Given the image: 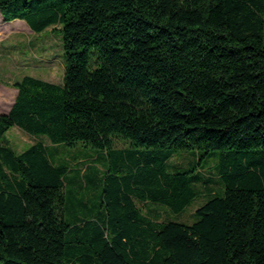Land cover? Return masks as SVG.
<instances>
[{
	"label": "trees",
	"instance_id": "1",
	"mask_svg": "<svg viewBox=\"0 0 264 264\" xmlns=\"http://www.w3.org/2000/svg\"><path fill=\"white\" fill-rule=\"evenodd\" d=\"M0 13L58 29L65 57L61 83L25 75L0 115V264H264V0H0ZM13 126L35 142L15 149ZM79 144L104 185L83 216L67 186L92 181L91 164L67 181L58 158ZM183 150L216 157L218 191L196 168L168 171ZM199 180L197 219L162 218L208 193Z\"/></svg>",
	"mask_w": 264,
	"mask_h": 264
},
{
	"label": "rangeland",
	"instance_id": "2",
	"mask_svg": "<svg viewBox=\"0 0 264 264\" xmlns=\"http://www.w3.org/2000/svg\"><path fill=\"white\" fill-rule=\"evenodd\" d=\"M64 71V48L61 32L58 29L50 28L47 31L35 33L25 21L20 19L5 21L0 13V111L8 108L18 90L14 83L21 80L25 75L61 83ZM6 137L9 144L18 151L25 150L35 142L33 136L18 126H13L6 133ZM117 144L126 145L130 148V144H126L125 141H117ZM97 155L98 153L94 149L82 144L66 147L59 154L58 158L69 167L66 175L67 181L74 177L76 167L82 166L84 163L91 164L88 175L93 179L92 181L89 178L86 179L87 177L84 180L83 178H75V181L67 186L68 200L70 203L72 202L69 212L71 215L72 213L80 216L86 215V206L79 205L80 199H90L89 205H92V201L98 202L100 200V193L104 185L101 181V174L97 172L96 166H93V159L91 158L92 156L97 157ZM77 162L79 165L76 164ZM216 162L214 155L207 159L202 158L200 161L199 156L193 150H183L171 158L167 169L172 173H180L189 168H196L195 172L201 176L214 179L208 186L212 187L213 191H218L220 184L217 182ZM95 163H98V167L103 168L102 161L96 159ZM84 167L82 166V168ZM189 176L184 174L179 175V178L189 179ZM192 183L198 193L207 191L202 180ZM207 192L205 195H198L184 211L175 212L165 207L159 209V214L168 220L192 223L197 219L196 209L210 198V192ZM140 205L146 210L145 205L142 203Z\"/></svg>",
	"mask_w": 264,
	"mask_h": 264
},
{
	"label": "crops",
	"instance_id": "3",
	"mask_svg": "<svg viewBox=\"0 0 264 264\" xmlns=\"http://www.w3.org/2000/svg\"><path fill=\"white\" fill-rule=\"evenodd\" d=\"M17 94H18V90H17V93L15 94V96L13 97L12 102L10 103V105L8 106V108L5 109V110L0 111V115L3 114V113H7L10 110L11 106L13 105V103H14V101L16 99ZM34 139L36 140V138H34Z\"/></svg>",
	"mask_w": 264,
	"mask_h": 264
}]
</instances>
